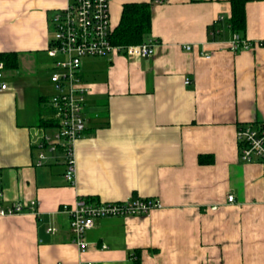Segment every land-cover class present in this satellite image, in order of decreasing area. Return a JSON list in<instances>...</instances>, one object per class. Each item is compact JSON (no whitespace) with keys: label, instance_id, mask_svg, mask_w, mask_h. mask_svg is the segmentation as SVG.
I'll use <instances>...</instances> for the list:
<instances>
[{"label":"crops","instance_id":"1","mask_svg":"<svg viewBox=\"0 0 264 264\" xmlns=\"http://www.w3.org/2000/svg\"><path fill=\"white\" fill-rule=\"evenodd\" d=\"M68 1L0 0V52L19 63L1 79L0 182L5 204L36 201L0 216V264H264L263 167L240 159L237 140L239 125L264 121V0L245 5L252 46L239 50L230 0H110L113 33L125 3H151L156 48L82 59L72 178L63 149L38 145L56 126L48 46ZM140 196L160 206L96 219L79 249L65 204Z\"/></svg>","mask_w":264,"mask_h":264},{"label":"built area","instance_id":"2","mask_svg":"<svg viewBox=\"0 0 264 264\" xmlns=\"http://www.w3.org/2000/svg\"><path fill=\"white\" fill-rule=\"evenodd\" d=\"M163 3L164 0H154ZM69 3L54 14L52 20L51 43L48 52L55 58V71L51 74L54 93L50 96V105L54 107L53 120L55 129L39 142V147L53 151L63 149L67 157L66 176L74 175L72 146L80 137L86 126L84 115L85 94L89 91L81 81L78 71L85 56H106L120 51L130 57H147L155 52L156 42L153 39L135 44H115L112 40L110 0H69ZM219 15L218 19H224ZM231 48L239 50L252 46L240 33H234ZM188 49L190 45L186 46ZM209 56V55H207ZM5 63L0 60V90L8 87L2 80ZM187 82L189 79L186 80ZM239 157L245 161H260L264 174V121L242 123L237 128ZM46 154L40 151L37 162L40 164ZM234 195L229 194L228 200ZM35 200L13 201L5 204L3 188L0 182V216L16 214L33 207ZM160 206L158 199L148 197H131L122 201H88L80 199L73 205L65 204L64 210L70 212V225L73 240L82 251L88 242L85 231L93 227L96 219L110 216L140 215ZM55 226L48 228L54 231ZM93 264V263H90Z\"/></svg>","mask_w":264,"mask_h":264},{"label":"trees","instance_id":"3","mask_svg":"<svg viewBox=\"0 0 264 264\" xmlns=\"http://www.w3.org/2000/svg\"><path fill=\"white\" fill-rule=\"evenodd\" d=\"M249 0H230L231 16L228 19V24L232 30L237 33L244 31L246 26V11L245 5ZM151 3L149 2H131L125 3L121 11L119 24L115 27L112 34V40L115 44H135L145 41L151 32ZM0 60H3L6 68L16 69L18 63V52L16 51H1ZM206 156L199 155V161L205 162ZM133 264H141L140 256L136 257Z\"/></svg>","mask_w":264,"mask_h":264}]
</instances>
